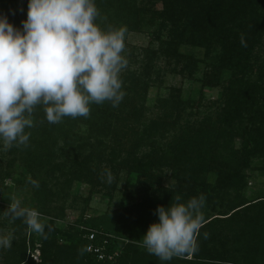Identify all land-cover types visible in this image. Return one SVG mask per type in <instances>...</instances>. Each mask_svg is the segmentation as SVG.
I'll list each match as a JSON object with an SVG mask.
<instances>
[{"label":"trees","instance_id":"trees-1","mask_svg":"<svg viewBox=\"0 0 264 264\" xmlns=\"http://www.w3.org/2000/svg\"><path fill=\"white\" fill-rule=\"evenodd\" d=\"M151 1L160 2L161 9L140 4ZM95 4L99 10L95 23L102 30L126 27L127 34L158 17L159 30L167 29L169 39L156 49H142L139 69L128 82L122 81L125 95L117 107L108 101L93 103L87 118L65 117L52 124L45 118L44 106H35L33 127L26 128L30 133L27 146L10 147L39 183V188L32 186L31 200L39 202L46 214H53L52 198L61 199L74 181L99 184L103 173L98 182L93 174L108 169L100 167V161L109 162L116 154L127 174H150L156 159L137 155L136 146H155L158 138L170 132L168 153L170 167L177 170L176 185L168 197L148 195L114 222L81 214L77 224L62 228L49 220L40 235L39 262L27 254L28 242L21 231L26 224L20 222L22 218L15 219V243L3 256V264H264V195L247 200L239 193L248 183L245 170L256 159V171L264 183V0H95ZM26 13L27 0H0V15L14 27H22ZM184 45L204 49L211 59L202 84L221 88L217 122L181 121L185 109L195 103L182 100L171 88L156 100L159 115L144 123L137 134L160 57L180 64V73L191 74L195 69V55L180 53ZM207 170L216 173L211 193L202 176ZM147 182L153 186L150 176ZM233 189L239 190L238 200L216 213L221 217L203 222L195 253L162 262L142 246L149 224L158 221V205L167 207L177 196L186 202L203 195L205 208H214L215 198L224 199ZM28 239L34 249L33 237ZM91 244L101 251H88ZM101 253L105 256L99 259Z\"/></svg>","mask_w":264,"mask_h":264},{"label":"clouds","instance_id":"clouds-1","mask_svg":"<svg viewBox=\"0 0 264 264\" xmlns=\"http://www.w3.org/2000/svg\"><path fill=\"white\" fill-rule=\"evenodd\" d=\"M95 0H27L26 19L16 28L0 15V141L5 148L27 146L35 106L43 105L49 123L65 117L90 115V105L124 98L120 72L127 66L122 55L126 27L102 30L96 23ZM242 46H246L241 37ZM107 182L113 177L106 172ZM39 188L36 180H29ZM157 206L158 221L149 224L142 246L162 262L198 251L197 236L203 226L205 197ZM6 214L23 219L44 235L41 213L24 207L19 199ZM10 247L11 240L0 239Z\"/></svg>","mask_w":264,"mask_h":264},{"label":"rangeland","instance_id":"rangeland-1","mask_svg":"<svg viewBox=\"0 0 264 264\" xmlns=\"http://www.w3.org/2000/svg\"><path fill=\"white\" fill-rule=\"evenodd\" d=\"M140 4L147 9L156 11L161 9V3L158 1L141 2ZM159 21L160 19L155 17L153 22L148 24V26L142 27L141 30L129 31L125 35V49L122 55L128 63L120 72V74L123 73L124 78L121 81H124V83L128 82L139 69V59L142 49H156L162 42L169 39L167 29L159 30ZM179 50L183 54L189 52L194 54L196 67L191 74H183L179 72L180 64H177L173 60H167L164 56L160 57L156 62L153 84L149 88L146 98L145 118L137 134H141L144 123L149 124L151 120L159 115L155 107L156 100L158 97L166 96L171 88H175V91L179 93L182 100L190 99L195 103L193 108L188 106L185 109L181 121L188 120L190 123L198 124L217 122V104L221 88L219 86L207 87L202 84L204 74L210 70L211 59L205 56L204 49L184 45ZM172 133L170 132L167 136L158 138L155 146H136L137 155L149 158L155 157L156 164L151 168L150 174L148 172L145 176L137 173L127 174L119 166L120 156L117 154L110 157L109 162L103 161L102 159L100 161L102 165L99 163V166L108 167L106 172L111 173L113 177L112 182L110 184L107 182L106 172H102L101 170H99V174H93L94 176L92 177L93 180L95 179V182H98L99 176L103 173V178L100 179L99 184L74 181L61 199L52 198V205L55 207L53 214H46L43 212L44 210H42L39 202L31 200L33 188L29 180H35V177L26 171L23 159L21 157L19 158L18 154L12 155L10 148H5L3 141H0V239L10 238L11 246L15 243L13 241V224L15 219L7 215L6 211L9 203L16 199L21 201L22 206L38 210L41 213L40 221L44 225L51 220L57 226L65 228L72 225V223L77 224L81 214L92 218L98 216L102 217L106 222H114L122 212L129 209L132 205L145 200L144 198L148 195L155 194L168 197L176 185L175 176L177 175V170L175 171L170 167L171 159L168 153L169 142L173 139ZM107 154L105 152V155ZM258 165L259 161L256 159L252 167L245 170L248 176V183L239 193L247 200H251L258 195H264V183L259 178L260 172L256 171ZM7 172L9 175H7ZM53 174L58 175V172H53ZM149 176L150 180L153 181L152 187L147 182ZM202 176L208 183V191L211 193L212 186L215 183L216 173L207 170L203 172ZM238 191L234 189L230 190V193L224 199L215 198L214 208H205L206 204H204L202 209L204 221L207 218L221 217L216 213L229 209L231 204L238 200ZM20 222L24 223L23 219ZM216 226L218 228L221 227L219 223ZM217 230L213 233L217 232ZM21 231L26 236L28 242L27 254L34 261L39 262V242L41 234L32 231L27 225H22ZM29 235L33 237L34 249L32 247L30 249ZM10 247L0 245V264H3V256L8 252Z\"/></svg>","mask_w":264,"mask_h":264},{"label":"built area","instance_id":"built-area-1","mask_svg":"<svg viewBox=\"0 0 264 264\" xmlns=\"http://www.w3.org/2000/svg\"><path fill=\"white\" fill-rule=\"evenodd\" d=\"M90 231H92V230H90ZM93 233L94 232H91V234L89 235V238L90 239H92L93 238ZM94 247H96V246H93V244H91V245H89V247H88V251H91V250H93V249H95L96 251H101V249H100V247H96V248H94ZM105 253H101V254H99V256H98V258L99 259H101V258H103L105 255H104ZM108 258H113V256L112 255H108Z\"/></svg>","mask_w":264,"mask_h":264}]
</instances>
